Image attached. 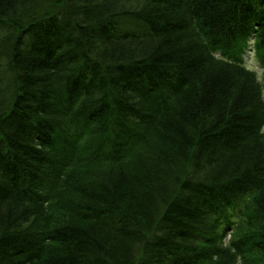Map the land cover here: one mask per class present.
<instances>
[{"label":"trees","instance_id":"1","mask_svg":"<svg viewBox=\"0 0 264 264\" xmlns=\"http://www.w3.org/2000/svg\"><path fill=\"white\" fill-rule=\"evenodd\" d=\"M254 37L264 0H0V264H264Z\"/></svg>","mask_w":264,"mask_h":264},{"label":"rangeland","instance_id":"2","mask_svg":"<svg viewBox=\"0 0 264 264\" xmlns=\"http://www.w3.org/2000/svg\"><path fill=\"white\" fill-rule=\"evenodd\" d=\"M254 39L255 37L251 38V41L249 40L250 42L248 43L245 52L242 54V61L248 69L250 68L251 70L256 72L259 82L261 81V83H264V67L262 66V63L257 56L256 46L255 43H253ZM215 55L222 58H225L227 56V54L221 50H217ZM231 58L232 60H235V57L231 56ZM21 181L22 177H17V183L19 184Z\"/></svg>","mask_w":264,"mask_h":264},{"label":"bare ground","instance_id":"3","mask_svg":"<svg viewBox=\"0 0 264 264\" xmlns=\"http://www.w3.org/2000/svg\"><path fill=\"white\" fill-rule=\"evenodd\" d=\"M230 49L227 50V52L229 51ZM227 56L224 58L226 61H232V58H231V51H229L228 53H226Z\"/></svg>","mask_w":264,"mask_h":264}]
</instances>
